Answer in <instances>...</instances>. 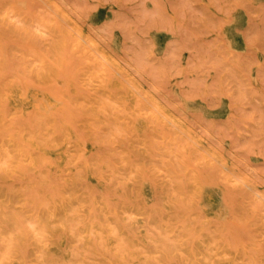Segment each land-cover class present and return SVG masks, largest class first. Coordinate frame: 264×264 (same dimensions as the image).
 I'll return each instance as SVG.
<instances>
[{"label":"rangeland","instance_id":"1","mask_svg":"<svg viewBox=\"0 0 264 264\" xmlns=\"http://www.w3.org/2000/svg\"><path fill=\"white\" fill-rule=\"evenodd\" d=\"M2 136L0 264H264V0H0Z\"/></svg>","mask_w":264,"mask_h":264},{"label":"bare ground","instance_id":"2","mask_svg":"<svg viewBox=\"0 0 264 264\" xmlns=\"http://www.w3.org/2000/svg\"><path fill=\"white\" fill-rule=\"evenodd\" d=\"M63 16H66L63 14ZM89 43V41H88ZM20 91V90H15ZM56 97H54L48 89H39L34 94V123L35 126L49 127L53 126L55 118L51 111L52 106L57 105ZM27 147L30 151L40 148L41 142L47 139V136L35 134L32 130H28ZM27 151L22 145H18L15 141L2 136L0 138V170L3 173L13 172L20 166V161L26 158ZM22 209L24 203L21 204ZM7 211V209H5Z\"/></svg>","mask_w":264,"mask_h":264}]
</instances>
